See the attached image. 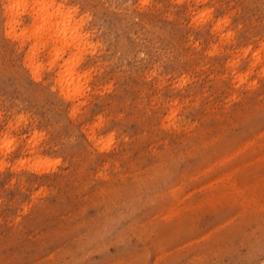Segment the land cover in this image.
I'll use <instances>...</instances> for the list:
<instances>
[{
  "label": "rangeland",
  "instance_id": "obj_1",
  "mask_svg": "<svg viewBox=\"0 0 264 264\" xmlns=\"http://www.w3.org/2000/svg\"><path fill=\"white\" fill-rule=\"evenodd\" d=\"M43 1L0 0V264H264V0Z\"/></svg>",
  "mask_w": 264,
  "mask_h": 264
},
{
  "label": "bare ground",
  "instance_id": "obj_2",
  "mask_svg": "<svg viewBox=\"0 0 264 264\" xmlns=\"http://www.w3.org/2000/svg\"><path fill=\"white\" fill-rule=\"evenodd\" d=\"M41 1H43V0H41ZM45 2H47V1H45ZM43 4L41 5V7L40 8H38L37 9V11H34L35 13H36V17H35V19H39L40 21H37V22H40V24H39V26H41V28H45L46 29V31L47 32H49V34H50V36H51V38H53L54 39V41H55V39H59L60 37V35H61V33H59V31H58V22H56L55 20V22L52 20V17H54L55 18V16L57 15H55V16H53V12L55 13V11H57V10H55L54 11V9H53V11H51V12H49L48 11V6L50 5H48V6H46L45 4H44V1L42 2ZM48 4V3H47ZM19 6V5H18ZM51 7V6H50ZM13 8V7H12ZM52 8V7H51ZM59 8V7H58ZM59 11V10H58ZM62 11V10H61ZM11 12V11H10ZM63 12V11H62ZM57 13V12H56ZM59 13V12H58ZM61 13V12H60ZM58 17V16H57ZM32 18H33V16H32ZM56 19V18H55ZM59 19V18H58ZM64 20V19H63ZM58 21V20H57ZM65 21V20H64ZM60 22V21H59ZM71 22V21H70ZM62 23V22H61ZM65 23V22H64ZM63 23V24H64ZM67 24L69 25V22L67 21ZM220 24V23H219ZM75 25V24H74ZM66 27H67V25H66ZM65 27V28H66ZM72 27V26H71ZM70 28V27H69ZM69 28L67 27V30H69ZM71 29V28H70ZM79 29V28H78ZM64 30H66V29H64ZM73 30V29H72ZM71 30V31H72ZM70 31V32H71ZM79 31V30H78ZM61 32V31H60ZM65 33H67V32H64V34ZM70 34V33H69ZM68 34V35H69ZM74 34H75V32H74ZM74 34H72V37L74 36ZM76 35V34H75ZM71 36V35H70ZM77 36V35H76ZM62 38V37H61ZM67 38V37H66ZM76 38H78V37H76ZM71 39V38H70ZM72 40V39H71ZM57 41V40H56ZM73 41V40H72ZM77 41V40H76ZM75 41V42H76ZM74 42V41H73ZM79 42L80 41H78V44H79ZM61 43V42H60ZM77 43V42H76ZM78 47V46H77ZM61 72H62V70H61ZM60 72V74L62 75V73ZM34 73H35V71H34ZM71 73H73L72 72V70H71V72H69L68 74L70 75ZM35 75V74H34ZM71 78H74L73 77V75L71 74ZM59 77H61L60 75H59ZM70 77V76H69ZM68 81H70L69 79H68ZM72 82V83H71ZM71 84H73V82L74 81H72L71 80Z\"/></svg>",
  "mask_w": 264,
  "mask_h": 264
}]
</instances>
